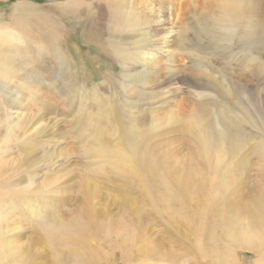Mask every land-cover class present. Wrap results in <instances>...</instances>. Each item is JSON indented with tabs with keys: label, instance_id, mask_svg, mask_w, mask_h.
<instances>
[{
	"label": "rangeland",
	"instance_id": "rangeland-1",
	"mask_svg": "<svg viewBox=\"0 0 264 264\" xmlns=\"http://www.w3.org/2000/svg\"><path fill=\"white\" fill-rule=\"evenodd\" d=\"M0 60V264H264V0H0Z\"/></svg>",
	"mask_w": 264,
	"mask_h": 264
},
{
	"label": "bare ground",
	"instance_id": "bare-ground-1",
	"mask_svg": "<svg viewBox=\"0 0 264 264\" xmlns=\"http://www.w3.org/2000/svg\"><path fill=\"white\" fill-rule=\"evenodd\" d=\"M119 6V5H118ZM117 6V7H118ZM116 12H118V10L117 11H114V14H113V17H116ZM113 13V12H112ZM126 15V13L124 14V16ZM123 16V17H124ZM143 17V16H142ZM144 18V17H143ZM143 18H142V22H143ZM128 20V22H129V19H127ZM7 60V59H6ZM0 61H2V60H0ZM4 62H6L5 61V59H3V64L5 65V63ZM6 63H9V62H6ZM1 66H2V63L0 64ZM3 65V66H4ZM2 66V68H4ZM7 66V65H6ZM9 67H10V64H9ZM1 69V68H0ZM6 68H4V70H5ZM8 71V70H7ZM5 72H6V70H5ZM11 72H13V69L11 68ZM6 75H7V73H5ZM6 75H5V77H6ZM8 75H10L9 73H8ZM1 76V75H0ZM4 77V76H3ZM0 80H1V78H0ZM34 81V80H33ZM30 82V81H29ZM31 85H32V82H31ZM1 121H2V119H1ZM0 121V122H1ZM11 121V120H10ZM31 121V119H24V120H22V121H15L14 122V124L12 125V130L15 132V134L16 135H18V132H19V130H21L23 127H25V124H27V123H29ZM2 126H3V124H2ZM15 167L16 166H14V167H11L10 169L13 171H17L16 169H15ZM2 170V168H0V186H2L3 185V183H5V180L3 179V177L4 176H6L5 174L6 173H4L3 171H1ZM11 175L12 174H9V177H11ZM8 177V176H7ZM8 177V178H9ZM263 211L262 210H256V211H253V213L256 215V216H258V219H260L259 217H264L261 213H262ZM256 225V224H255ZM252 226V225H251ZM254 227H256V226H254L253 225V228ZM250 228V227H249ZM258 228V227H257ZM257 228H254V230H256ZM253 230V229H252ZM252 232V234H250V235H253L254 233H253V231H251ZM259 232H262V231H260V229H259ZM256 233V232H255ZM254 237H255V234L253 235ZM253 236H250V237H252V239L254 238ZM250 237H248V241H250L251 239H250ZM257 237V238H256ZM255 238H256V243H259V246H261L262 244H264V243H262L263 242V240H264V235L261 237L260 236V234H258L257 236H256ZM250 239V240H249ZM255 240V239H254ZM254 240H251V241H254ZM250 241V242H251ZM252 243V242H251ZM262 243V244H261ZM261 244V245H260ZM255 245V244H254ZM256 246H258L257 244H256ZM255 246V247H256ZM258 246V247H259Z\"/></svg>",
	"mask_w": 264,
	"mask_h": 264
}]
</instances>
